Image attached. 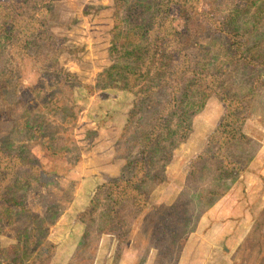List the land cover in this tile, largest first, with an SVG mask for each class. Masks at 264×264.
Listing matches in <instances>:
<instances>
[{
	"label": "trees",
	"instance_id": "obj_1",
	"mask_svg": "<svg viewBox=\"0 0 264 264\" xmlns=\"http://www.w3.org/2000/svg\"><path fill=\"white\" fill-rule=\"evenodd\" d=\"M195 1L115 0L108 5V15L113 21L110 27L111 40H122L121 48L117 51L118 57H124L123 60L129 58L132 63L124 64L123 60H117L112 66H105L106 69L96 77L97 85L103 88L99 96L113 97L116 105H105L101 97V101L88 108L87 114L96 117L108 131L110 142L106 146L108 153L111 151L113 157L108 158L104 164L110 169L100 170L105 175L103 174V177L95 175L92 179L90 189L86 192L88 196L93 198L102 185L111 181L120 182L124 178L135 187V192L138 191L143 198L145 197L141 207L146 206L147 186H142L145 184L143 178L151 180L154 176L147 169L146 164L155 161V149H159L164 142L172 144L187 140L193 130L191 109L194 108V111L198 112L211 97L221 103L225 111L217 128L208 137L206 153L213 154L215 152L213 145L219 144V161L225 167L239 171L254 167L252 162L258 157L261 143L259 150L251 148L254 139L243 132V126L250 116L256 88L247 87L236 78L227 75L203 74L194 68L195 63L189 52L191 50L186 51L183 45L187 37L186 33H190L191 30L196 32L199 27L197 12L200 9ZM200 1L205 2L206 6L207 0ZM216 1H218L217 5L229 2V0ZM8 3L9 5L0 4V63L7 57L6 48L11 49L18 55L29 56L37 65L39 76L30 90H22L13 102L8 100L5 108L8 113L1 111L0 105V118L6 117V121L15 120L16 126L20 125L36 139L50 138L51 141H47L48 148L64 152L66 150L64 148L67 147L61 149L63 136L57 133L55 136L46 131L43 127L44 123L37 118L38 112L34 111L36 102L31 95L38 93L43 97V101L51 100L54 110L67 117V122L70 118L73 119L74 112L72 104L67 103L68 101L77 99L76 104L79 108H83L89 101V94L93 90L76 82L77 71L71 72L65 69L58 54L53 53L54 50L63 52V49L66 51L69 48L68 44L63 43L64 39L56 36L53 28L58 24L71 26L72 22H60L62 19L58 17L54 0H9ZM252 5H254V15L252 13L254 22L253 26L249 27L252 22L248 21L247 15ZM175 6L180 8L179 15L172 12ZM100 11L99 6L93 8V14ZM204 14L208 15V11ZM179 17L182 23L180 25L177 21L180 20ZM218 17L215 16L211 21L212 23L219 21V30L221 32V27L225 30L223 32L226 33L224 34L230 43L235 40L238 45L243 44L244 32L256 31L258 23L264 19V0H237L224 23H221ZM76 20L77 18L74 19ZM257 42L256 47L259 53L263 54V58L257 63L261 71L260 68H264V30L259 31ZM82 48L83 45H79L69 50L78 52ZM61 52L60 55H65ZM58 80H63L72 89L69 99L65 97V91L60 88ZM5 81L12 85L15 83L12 71H6L0 64V84ZM259 82L260 78L256 85ZM31 90L33 93L26 97ZM58 92H62V96ZM3 97V93L0 92V102ZM173 121L175 125L172 124ZM85 133L90 140L95 139L91 129L86 130ZM206 153L201 152L190 159L191 167L195 171L199 172L202 170L201 167H204ZM261 155H264V150L260 152ZM34 159L0 145V206L2 207L0 218L7 216L9 219L10 210L15 207V203L22 210L28 211L24 207L23 196L16 195V192L25 190L31 180H41V171ZM116 164L120 167L113 168ZM195 171H190L189 181L193 178L201 180L202 175H198ZM114 172H118L121 176ZM260 175L264 178L261 172ZM183 193L189 194L186 187ZM189 204V196L183 194L169 209L157 212L153 224L147 225L148 230L145 225L143 231L149 244L138 264L146 263L152 246L158 247L156 262L162 263L164 254H167V252L162 254L164 246L171 247L169 245L172 243L166 237L168 231L173 228L171 224L176 225L177 222L184 220ZM49 207L52 209L53 206ZM253 218L255 223L251 227V232L241 241L237 250L235 249L234 255L244 248H247L246 254H252L253 249L250 248L252 241L258 243L256 251L262 247L264 249L261 242V239H264V208ZM31 222V227L19 230L22 240L5 247L6 251L17 255L21 250L36 248L35 241L30 245L27 241L31 237L38 236L40 224L35 220ZM117 233L111 238L109 253L105 258L107 263L114 258L110 264H117L121 255L122 237ZM46 248L47 246L41 250ZM33 259L34 255L31 253L25 254L18 256L14 264H25L27 260Z\"/></svg>",
	"mask_w": 264,
	"mask_h": 264
},
{
	"label": "rangeland",
	"instance_id": "obj_2",
	"mask_svg": "<svg viewBox=\"0 0 264 264\" xmlns=\"http://www.w3.org/2000/svg\"><path fill=\"white\" fill-rule=\"evenodd\" d=\"M113 1L115 0H54L57 6L58 17L62 19L60 22H72L71 26L67 24L64 26L58 24L56 28H53L56 31V36L64 39L65 42L63 43L68 44L69 48H76V46L79 45H83L84 48L78 52L71 51L67 48L66 51H64V49L62 50L63 52H61V50H54L53 53L58 54L59 60L62 61L65 69L71 72L77 71L76 82H79L80 85L88 86V88L93 91L89 94V101L83 108L78 107L76 104L77 99L72 102H67L69 104L71 103L74 109L73 119L70 118L68 122L67 117L54 110L55 108L51 100L44 99L43 101V97L38 93L34 94L33 90L28 91L26 97H28L31 92L33 93L31 96L35 98L36 104L34 108L36 109L34 111L38 112L37 115L39 116L37 118L44 123L43 127H45L46 131L53 133V135L55 134V136L56 133L57 135L63 136V145L61 149L66 150L64 152H58V150L54 151L48 148L49 142L47 141H51L50 138L37 137L36 139L30 135L29 131L20 127V125L16 126L15 120L6 121V117H1L2 120L0 118V145L10 151L14 150L23 155L35 158L34 160L38 163L41 171V180H31V183L25 190L16 192V195L23 196V204L28 211L22 210L19 208L18 204L15 203V207L10 210L11 217L9 219L7 216L3 219L0 218V264H14L18 256L29 253L34 255V259L27 260L25 264H90L93 256L95 238L88 233L83 222L87 221L88 223V220L90 223L94 222V216H96L97 220L98 218H106L107 215L105 214L104 208L106 205H109L111 202H114V205H120L122 199L126 200L128 197L133 199L135 198L133 197L134 194L138 193V191L135 192V187L124 178L116 183L111 181L109 188L106 186L104 189L101 188V190L99 188V195L96 193V197L92 198L86 193L89 191V185H91L95 175H102L103 177L104 172L102 173L100 170L110 169L106 168L104 164L108 161V158L113 157L111 151L108 153L106 146V144L110 142L108 131L99 123L96 117L93 118L87 114L88 108L96 102L101 101L102 97L99 96V93L103 88L97 85L98 81L96 77L106 69L105 66H112L117 60L124 59L122 56L118 57L119 53L117 52L118 49L121 48L122 40H111L112 32L110 31V27L113 21L112 18H110L111 16L108 15V5L113 3ZM235 1L237 0H229V4L224 2L221 3V6L216 4L218 2L216 0H207L205 6V2L196 0L195 3L199 5L200 9V11L197 12L199 27L196 32L191 30L190 33H186L187 37L184 40L183 46L186 51L189 49L191 50L189 52H191V58L195 63L194 68L201 73H213L217 76L227 75L231 78H236L241 84L247 87L256 88L255 99H257L253 101L252 108H254V114L252 119H254L255 126L259 121L264 127V68H260V71L257 66L258 61L263 58V54L259 53L256 47L259 31L264 30V19L258 23L255 29L256 31L250 33L244 32L242 36L244 43L239 45L235 40L230 43L222 27L220 32L218 26L220 25L219 21L217 23H212L211 21L212 18L220 15L218 19H221V23H224L228 12L233 9ZM8 2L9 0H0L1 5H9ZM96 6H99L101 11L93 14V8ZM202 11L204 13L208 11V15L204 14ZM172 12L179 15L180 8L175 6ZM252 13L254 15V5L251 6L247 15L248 21L252 22L249 27H252L254 22ZM75 18H77L76 21H74ZM178 19H180V17ZM177 21L179 25L182 24L181 19ZM5 51L7 57L0 64L3 65L6 71H12L15 83L12 85L5 81L0 84V92L4 95L0 102L2 109L7 108L8 100L12 102L15 101L22 90H30V87L34 86L35 82L38 81L39 76V71L36 70L37 65L33 63L29 56L26 54L18 55L8 48H6ZM60 52L65 55H60ZM80 58L82 59L79 60ZM81 61L85 62L79 63ZM123 62L124 64L130 65L132 63L129 58L123 60ZM259 78L260 82L256 85ZM58 83L60 88H63L65 91V97L69 99L72 95V89H70L63 80H58ZM58 94L62 96V92H58ZM102 98L104 99H102V102L105 101V105H116L113 97ZM212 102L222 105L211 97L198 112L194 111V108H192L190 116L195 118L199 113L206 116L203 111L209 109L210 107H207V104ZM2 109L1 111L6 112V109ZM192 113L194 114L192 115ZM251 113L249 118H251ZM93 114L95 115V112ZM203 121L207 120L204 118ZM172 124L175 125V122L173 121ZM88 129L93 131L95 139L90 140L87 138L85 131ZM209 130L211 129L206 130V132ZM193 131L194 130H192L191 133ZM200 131H203V129ZM190 135L187 140L190 138ZM187 140L179 143L173 142L172 144L164 142V145H161L159 149H155V161H153V165L146 164L147 169L150 170L154 176L152 175L153 178H151V180L149 178L144 180L143 178L145 184H141H143V187L147 186V197H149L151 191L158 192V195H154L157 198L153 199L149 197L150 200H148L145 209L141 210L140 208L138 210H141L142 218L146 223L154 217L155 213L157 214L158 210L167 206V204L163 202L164 199H162L166 198L164 196V191L161 190L160 187H158L160 190L156 191V189L160 182L166 179L167 170L172 166V162L170 163L171 159L178 154L180 158L178 163L183 167L184 171H186L189 167L188 158L193 153V149L196 148L197 145H200L199 148L205 145V139L203 138L202 140L201 136L197 135L193 139V143H189L182 148V145H184ZM254 140H252L251 148L258 149L260 143L261 146H264V137L260 139L261 141ZM217 145L218 144H214L212 148L215 149ZM64 146L67 148L63 149ZM252 164L254 166L252 168L263 167L264 161L262 160V156L258 155V157L253 160ZM119 167L120 165L116 164L113 168ZM114 173L121 176L118 172ZM244 174L247 176L246 179L248 183L252 185L253 188L257 185L252 195L257 196L259 201L260 199L263 200L264 192L260 191V187H262V182L259 183L260 178L249 172V170H246ZM116 189L118 191L113 193ZM177 190H179V187ZM213 196L214 195L206 196V198L212 200L214 199ZM253 197L254 196H252V198ZM170 200L173 201V198ZM143 201H145V197ZM196 201L199 203L201 199L198 198ZM126 203L129 208L123 210V215H129V211L134 214V210H137V207L132 210L129 205L130 200ZM139 203L140 205L142 204L140 201ZM50 205L53 206L52 209L49 207ZM245 207L242 210V220L244 221L243 234L247 233L251 228L252 216L257 215L261 210L259 205L254 206L251 213L250 210ZM0 208L2 209L1 206ZM77 209L83 210L81 215L76 212L78 211ZM121 210L122 209H118L117 211L120 213ZM79 218L83 222H81ZM31 220L38 221L40 224L38 236L31 237L27 241L29 245L31 242L35 241L36 248L28 251L21 250L17 255L12 254L10 251H6L5 247H9L12 243L22 240L19 230L21 231L25 227H31ZM76 220H80V222ZM108 223L111 224L112 220L110 219ZM171 225L174 226V223ZM148 227L149 226H147V230L149 229ZM114 228L116 227L114 226ZM116 231L119 234L116 233L120 235L121 232L119 231L121 230L117 228ZM258 233L261 234L260 232ZM187 242L181 243L179 249L182 250V248L187 245ZM261 242H263L264 246V239H261ZM236 243H238V241L231 243V246L235 247L237 245ZM249 243L250 240L248 241V244ZM252 243L253 244L250 245V248L253 249L252 254H246L245 249L247 250V248L239 251L237 255L226 254L225 264H264L263 247L256 251L258 243L255 241H252ZM81 244L84 248L81 255L82 260L79 263H73L75 258L80 254ZM178 244H180V242H178ZM46 246V249L41 250ZM243 247H245V245H243ZM163 250L162 254L165 252H167V254H164V256H166H163L162 264H174L173 260H175L176 251L173 246L171 248L164 246ZM117 253L118 252H116V254ZM128 254L129 252L126 253L125 259H128L131 264L132 260L128 257ZM87 257L88 260L84 262L83 260ZM113 260L114 258L112 261ZM112 261L110 260L107 263L104 258L103 263L101 261L100 264H110Z\"/></svg>",
	"mask_w": 264,
	"mask_h": 264
},
{
	"label": "crops",
	"instance_id": "obj_3",
	"mask_svg": "<svg viewBox=\"0 0 264 264\" xmlns=\"http://www.w3.org/2000/svg\"><path fill=\"white\" fill-rule=\"evenodd\" d=\"M207 105V107L210 108L203 111L206 116L199 113L193 118L194 131L191 133L187 142H185V144L183 143L184 145L181 144L182 148H184L187 144L193 143V139L197 135L201 136L202 140L203 138L205 139L204 146L199 148L200 145H197L196 148L193 149V153L188 158L189 161L197 154L207 152L209 144L208 137L212 131L217 128L225 111V108L216 102ZM253 109L254 108L251 109V118H248L243 126V132L253 139L261 141L260 139L264 137V127L259 121L255 126L254 119H252L254 114ZM204 118L207 121H203ZM201 129H203V131H200ZM208 129L211 130L206 132ZM219 148L218 144L213 154L206 153L204 157L205 165L203 168L201 167L202 170L199 172L191 167L190 162L188 170L184 171L183 167L178 163L180 158L178 154H176L170 161V163L172 162V166L167 170L166 179L157 186L156 191L160 190L158 187L164 191V196L166 198L162 199H164L163 202L167 204V206L162 207L163 209L158 211L169 209V207L183 194L188 195L190 199V205L188 206L187 214L184 215V220L177 222L176 225L168 231L169 234L166 236L172 241L169 246H173L176 251V257L174 258L175 260H173L174 264H225L226 254L234 255L241 241L247 237L252 230V228H250L247 233H242L244 225L242 210L244 207L246 206L245 208H248L250 212L254 206L259 205L261 210L264 208V199H260L259 201L257 196L252 195L257 185L253 188V186L248 183L246 179L247 176L244 174L246 170H249V172L257 175L260 178H258L260 180L259 183L262 182L260 191L264 192V178L260 175V172L264 175V167L259 169L245 168L243 171L236 170L235 168L232 169L228 166L225 167L224 164L219 161ZM259 149L258 155L264 150V146H260ZM261 156L263 160L264 156ZM190 171H195L198 175H202L201 180L193 178L189 181ZM243 178L244 180L242 181ZM109 184H111V182L102 185L99 187L100 190L101 188L104 189L105 186L109 188ZM178 187L179 190H177ZM185 187L189 194L183 193ZM116 191L118 190L116 189L113 193ZM96 195L97 194H95L94 197H96ZM154 195H158V192L151 191L149 193V197L153 199L157 198ZM210 195H214V199L211 200L210 198H206V196ZM252 196L254 197L252 198ZM133 197L135 198L130 199L128 197L126 200L122 199L120 205H114V202L106 205V207H104L105 214L107 215L106 218H98L97 220L96 216H94V222L92 223H90L89 220L88 223L87 221L83 222L79 218L81 222L84 223L88 233L95 238L93 256L90 264H100L101 261L103 263L104 258H106L109 253L110 241L112 236L116 233L117 228L121 230L119 231L121 232L119 236L122 237V257L120 256L121 259L119 258L120 260L117 264H130V261L125 259L127 252H129L128 257L132 260L131 264L139 263L140 257L144 254L149 244L143 232V228L145 227L144 224H146V226L148 224H153L157 214L155 213L154 217L146 223L142 218L141 210L145 209L147 206L142 208L139 203V201H143V197L140 193L134 194ZM149 197L148 200H150ZM172 198L173 201L170 200ZM198 198L201 199L199 203L196 201ZM129 200L130 208L133 210L137 207V210H135L138 213L135 210L134 214L129 211V215L124 216L123 210L129 208V206L126 205V202ZM140 208L141 210L138 211ZM118 209H122L120 213L117 211ZM82 211L78 210L76 212L81 215ZM110 219L112 220L111 224L108 223ZM80 220L78 221L80 222ZM254 223L255 219L252 216L251 224L254 225ZM114 226L116 228H114ZM234 241H238L235 247L231 246V243H234ZM178 242H180V244H178ZM184 242H187V245L180 250L179 247L181 243ZM83 250L84 248L81 244L80 254L75 258L73 263L81 262ZM157 255L158 247L152 246L145 264H158L156 262ZM87 258L83 261L86 262Z\"/></svg>",
	"mask_w": 264,
	"mask_h": 264
}]
</instances>
